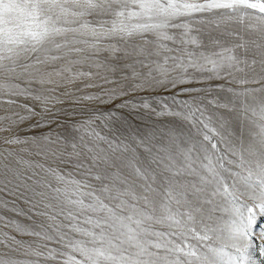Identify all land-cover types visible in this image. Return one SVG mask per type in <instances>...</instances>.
Segmentation results:
<instances>
[{"label": "snow or ice", "instance_id": "obj_1", "mask_svg": "<svg viewBox=\"0 0 264 264\" xmlns=\"http://www.w3.org/2000/svg\"><path fill=\"white\" fill-rule=\"evenodd\" d=\"M0 264H264V0H0Z\"/></svg>", "mask_w": 264, "mask_h": 264}, {"label": "rangeland", "instance_id": "obj_2", "mask_svg": "<svg viewBox=\"0 0 264 264\" xmlns=\"http://www.w3.org/2000/svg\"><path fill=\"white\" fill-rule=\"evenodd\" d=\"M8 213H5V215H7Z\"/></svg>", "mask_w": 264, "mask_h": 264}]
</instances>
